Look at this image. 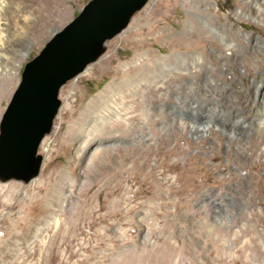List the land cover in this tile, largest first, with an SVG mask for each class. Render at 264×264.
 Returning <instances> with one entry per match:
<instances>
[{"label":"rangeland","instance_id":"1","mask_svg":"<svg viewBox=\"0 0 264 264\" xmlns=\"http://www.w3.org/2000/svg\"><path fill=\"white\" fill-rule=\"evenodd\" d=\"M88 1L0 0V116ZM105 45L0 183V264H264V0H148Z\"/></svg>","mask_w":264,"mask_h":264},{"label":"water","instance_id":"2","mask_svg":"<svg viewBox=\"0 0 264 264\" xmlns=\"http://www.w3.org/2000/svg\"><path fill=\"white\" fill-rule=\"evenodd\" d=\"M148 0H89L27 61L0 116V183L37 178V153L60 107L58 93L104 52Z\"/></svg>","mask_w":264,"mask_h":264},{"label":"bare ground","instance_id":"3","mask_svg":"<svg viewBox=\"0 0 264 264\" xmlns=\"http://www.w3.org/2000/svg\"><path fill=\"white\" fill-rule=\"evenodd\" d=\"M2 3V2H1ZM1 9H2V7H1V4H0V11H1ZM1 16V15H0ZM1 26V25H0ZM4 37V35L2 34V32H1V29H0V43L2 42V38ZM87 68H85L84 69V71L81 73V74H79L78 76H80V75H82L84 72H85V70H86ZM78 76H76L75 78H77ZM74 78V79H75ZM260 78V77H259ZM258 78V79H259ZM259 83H261V82H259ZM258 83V84H259ZM258 86V85H257ZM256 89L258 90V87H256ZM259 106H260V110L262 111V120H261V122L264 120V87H262V89H261V92H260V95H259ZM222 127L223 128H226L227 126H223L222 125ZM205 127H203L202 128V130H200L199 131V129L197 130L198 132H204L203 131V129H204ZM228 128V127H227ZM236 128V127H235ZM235 128H233V127H230L229 129H230V133H238V132H240L241 130H237V129H239L238 127H237V129H235ZM246 130V132H247V129H245ZM243 131V130H242ZM231 135V134H230ZM239 135H241V134H239ZM262 139H264V135H263V137H262ZM44 140V138L42 139V141ZM42 141H41V143H42ZM40 146H41V144H40ZM263 152H264V147H263V150H262ZM42 157V156H41ZM42 159H43V157H42ZM35 179H33L32 181H34ZM31 182V181H30ZM13 189H17L18 188V186H15V187H12ZM1 189V188H0ZM7 189H10V188H6V190ZM2 192H3V190H2Z\"/></svg>","mask_w":264,"mask_h":264}]
</instances>
